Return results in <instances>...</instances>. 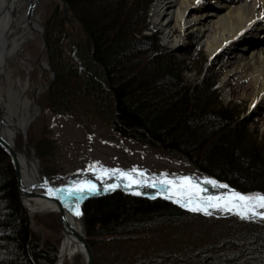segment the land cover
I'll use <instances>...</instances> for the list:
<instances>
[{"label":"trees","instance_id":"obj_1","mask_svg":"<svg viewBox=\"0 0 264 264\" xmlns=\"http://www.w3.org/2000/svg\"><path fill=\"white\" fill-rule=\"evenodd\" d=\"M63 1L79 23L84 44L74 53L80 66L55 68L54 59L61 55L64 21L60 18L61 29L57 25L54 32L50 27L45 31L46 55L55 72L49 86L50 102L63 104L70 95L68 91L76 88L75 95L85 94L110 109L116 133L183 157L196 172L238 190L264 194V134L258 137L257 130L250 131L234 104L221 102L217 78L202 61L187 67L159 42L156 32H142L149 28L147 14L154 0ZM185 69L194 72L192 78L185 77ZM42 147L38 145L37 152L40 148L43 151ZM81 212L93 264L155 262L132 251H120L99 262L94 242L97 237L105 241L107 236L145 232L161 222L211 217L161 198L120 190L87 199ZM228 217L240 226L233 229H248L242 234L245 238L234 237L240 232L225 238L229 240L224 245H229L230 257H224L225 251L213 254L211 248L200 247L194 249V256L182 255L178 263L228 264L233 260L238 264H264V225ZM111 240L105 241L107 247ZM55 250L48 244L41 245L30 228L13 169L0 149V264H54ZM117 257L123 261L117 262Z\"/></svg>","mask_w":264,"mask_h":264},{"label":"rangeland","instance_id":"obj_2","mask_svg":"<svg viewBox=\"0 0 264 264\" xmlns=\"http://www.w3.org/2000/svg\"><path fill=\"white\" fill-rule=\"evenodd\" d=\"M157 1H153L147 14L149 28L142 32L144 34L156 32L159 42L174 57L183 60L187 67H190L194 61L195 63L202 61L203 67L217 78L221 102L225 105L234 104L236 110L241 112L240 117L246 121L248 129L250 131L257 130L258 137L263 135L264 106L251 104L258 84L254 80L255 72L251 68H246L241 74L234 73L228 76L226 80H222L228 69L227 62L231 50H219L209 56L206 46L201 43L204 34L189 25L183 30L185 38L183 44L174 48L166 45L162 42L161 31L153 27L151 18L152 10ZM211 1H225L227 4L233 5L237 0ZM61 6L58 0H44L39 5L41 32L27 41L23 48L24 54L30 59L28 60L33 70L28 74L22 65L11 63L8 77L9 82L16 77L20 79L29 77L30 88L37 85L42 87L35 102V112L37 113H35L34 119L26 130L25 138L38 156L47 180L53 186H57V184H64L66 179L73 175L97 167L123 171L147 170L154 174L167 175L196 174L193 166L183 157L154 149L116 133L111 124L110 109L105 107L103 103L99 105L90 96L75 95L76 88L68 91L70 95L67 96V101L63 104L57 103L58 105H56L55 101H49V86L55 77L53 66L55 68L80 66V62L74 53L77 46L80 47L84 44V39L78 31V21L70 8L71 15L65 16ZM192 15V10H187L184 13L185 18ZM60 18L64 21L65 33L59 49L61 55L54 59L52 66L46 55L45 31L49 30L50 27L54 32L57 25L61 29ZM68 20L70 21L68 22ZM171 29L172 33L178 37L179 32L176 23L173 22ZM207 33L213 35L216 33V29L211 28ZM261 45L263 42L259 41L248 44V47L258 48ZM41 60L46 63L45 69L41 68ZM184 75L190 79L194 72L185 69ZM261 79L264 81V77ZM28 93L31 97L32 92L28 90ZM18 142H22V136H18ZM37 144L40 147L43 146V151L40 148V152H37ZM5 155H7L13 169L9 155L6 153ZM13 172L15 175L14 169ZM20 201L27 211L30 228L38 235L40 244L43 246L48 244L56 249L62 234L59 213L51 211L29 216L21 197ZM228 218V216H211L210 218L195 220L161 222L151 226L145 232L110 237L114 240H111L112 243L109 247H107L109 244L105 242L110 239L108 236L105 237V241L101 237H97L94 239L96 255L99 262L104 263L109 255L113 254L115 257L120 251L123 254L132 251L135 254L141 253V257L145 260H147L146 258L155 260L154 263L146 261L149 264H181L178 262L181 261L182 255L190 253L194 256L195 253H192L196 252L194 249L203 247L211 248L210 251L213 254H223L225 251L227 253L224 257L228 258L230 257V253L227 251L229 245H224V241L229 242V240L225 238L240 232L238 236L234 237L242 239L246 237L242 234L248 233V229L244 227V229H233L240 228V226H236ZM252 223L256 224V222ZM231 253L235 254V251L231 250ZM121 261L123 260L117 257V262ZM227 262H229L228 264H238L237 261L233 262V260ZM76 264H83V262L78 258Z\"/></svg>","mask_w":264,"mask_h":264},{"label":"bare ground","instance_id":"obj_3","mask_svg":"<svg viewBox=\"0 0 264 264\" xmlns=\"http://www.w3.org/2000/svg\"><path fill=\"white\" fill-rule=\"evenodd\" d=\"M43 2L44 0H0V136L15 153L25 191L22 193L23 204L29 216L58 211L54 202L42 198L39 190L32 187L43 181L45 174L38 156L25 138L26 130L37 113L35 102L42 87L37 85L30 88L29 77H16L10 82L8 77L11 63L22 65L28 74L33 70L23 48L27 41L41 32L38 8ZM187 10H192L193 15L185 18ZM151 18L153 27L161 31L162 42L171 48L184 43L183 30L189 25L204 34L201 43L206 46L209 56L219 50H231L228 69L222 80L251 68L255 72L254 80L258 82L251 104L264 106V81L261 79L264 77V0H237L233 5L211 0H158ZM173 22L177 25L178 37L172 33ZM211 28L216 29L213 35L207 33ZM240 41L243 42L237 44ZM259 41L263 45L258 48L248 47V44ZM40 63L41 68L45 69L46 63L43 60ZM28 90L32 92L31 97ZM18 136H22V142H18ZM77 201H72L69 205L70 212L65 215L63 222L59 221L62 234L54 252V264H76L78 258L85 263V251L72 231H83L80 214L76 215V212L80 213ZM222 209L226 208H220ZM248 219L257 220L264 225V218L260 216L249 214ZM90 248L92 250L91 246Z\"/></svg>","mask_w":264,"mask_h":264},{"label":"water","instance_id":"obj_4","mask_svg":"<svg viewBox=\"0 0 264 264\" xmlns=\"http://www.w3.org/2000/svg\"><path fill=\"white\" fill-rule=\"evenodd\" d=\"M61 3V7L65 16L71 15L69 11V7L67 3L63 0H59ZM70 20H68L69 22ZM0 148L9 155L11 159V164L15 171V177L17 182V189L19 192V197L23 200L22 193L25 192L23 190L21 184V176L19 170L17 169V161L16 156L13 149L9 146V144L0 136ZM38 158V157H37ZM123 173H127L124 175ZM83 175V176H81ZM181 177H190L191 182L193 185L196 186V191L203 188L205 191L199 192L200 197L206 196H224L227 193H230L232 190L235 192H239L242 194H262L257 193L254 191H241L238 190L224 181H219L220 185H227V188L224 187H214L213 185L207 183L205 181V176L200 175H193V174H185V175H167V174H154L147 170H137V171H120V170H99V169H92L86 172H81L80 174L73 175L66 184L53 186L47 180V177L44 175L43 181L39 183H35L37 190H39L40 195L42 198L52 201L56 204L57 212L60 215V221L63 222L65 219V215L70 212L69 205H71L72 201H76L79 204L84 202L85 200L95 197L101 196L105 194H109L115 190H121L127 194L142 196L147 198H161L165 201H169L173 204H176L180 207L193 210L197 207L195 201L198 197L192 195V203L189 207L183 206L185 203L189 202V196L191 193H187L186 191H182L180 185H184L186 182L179 179ZM210 178V177H208ZM95 184L96 189L95 191H88L87 185ZM71 188L73 191L71 194L69 193L68 189ZM83 189V190H77ZM28 194L31 193L30 191H26ZM177 200H181L182 203H177ZM198 211V210H193ZM208 214L218 215V216H225L228 214H235L238 217L242 218L240 215L236 213L235 210L229 211L227 209L220 208H209ZM258 211H264V209H258ZM203 212V211H199ZM205 213V212H203ZM83 231L76 232L72 229L73 235L77 238L80 242L81 246L83 247L86 260L84 264H93V254L90 248V245L87 241L86 234H85V226H84V219L82 216V212L80 210L79 215ZM247 220H251L257 222L254 219L243 218Z\"/></svg>","mask_w":264,"mask_h":264},{"label":"snow or ice","instance_id":"obj_5","mask_svg":"<svg viewBox=\"0 0 264 264\" xmlns=\"http://www.w3.org/2000/svg\"><path fill=\"white\" fill-rule=\"evenodd\" d=\"M135 171V169H133ZM127 175V173H123ZM186 183L180 185L182 191L191 193L189 196V202L185 203L183 206L189 207L192 203V195L198 197L195 201L197 207L193 210L203 211L205 214H208L209 208H226L229 211L235 210L238 215L242 218H249V214L252 216H260L264 218V211H258V209H264V194H242L232 190L230 193L225 194L224 196H206L200 197L199 192L205 191L203 188L196 191V186L192 184L190 177H181L179 178ZM205 181L214 187H224L227 188V185H220L218 181L205 177ZM88 191H95L96 185L89 183L87 186ZM83 190V189H77ZM69 193L73 189H68ZM177 203H182L181 200H177ZM79 212H76V215H79Z\"/></svg>","mask_w":264,"mask_h":264}]
</instances>
